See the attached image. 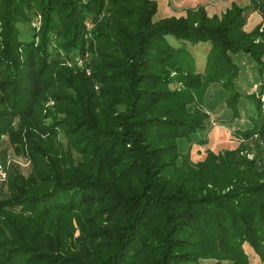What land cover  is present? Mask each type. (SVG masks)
I'll return each mask as SVG.
<instances>
[{
    "label": "trees",
    "instance_id": "trees-1",
    "mask_svg": "<svg viewBox=\"0 0 264 264\" xmlns=\"http://www.w3.org/2000/svg\"><path fill=\"white\" fill-rule=\"evenodd\" d=\"M155 11V0H0V147L4 136L30 164L23 175L11 163L0 184V264H248L243 243L263 259L264 169L238 148L192 165L177 140L205 141L216 88L229 123L250 110L231 136L264 144V0L219 16ZM252 11L261 20L246 31ZM200 42L198 72L185 44ZM79 54H91L88 75L61 65ZM245 57L247 93L235 86Z\"/></svg>",
    "mask_w": 264,
    "mask_h": 264
},
{
    "label": "rangeland",
    "instance_id": "rangeland-1",
    "mask_svg": "<svg viewBox=\"0 0 264 264\" xmlns=\"http://www.w3.org/2000/svg\"><path fill=\"white\" fill-rule=\"evenodd\" d=\"M155 2H156V0H155ZM169 5H170V7H172V9H174L170 3H169ZM198 5L203 7V5H201V4H198ZM156 7H157V5H156ZM186 8H193V7H186ZM186 8H183V10H182L184 12V15H185V9ZM205 14H206V12H205ZM34 15L36 17L34 18V20L31 18L32 22L30 25L33 27H36L38 25L36 20L39 18V15H37V14H34ZM213 15H216V14H213ZM173 17H175V16H173ZM162 18H164V17H162ZM175 18H177V17H175ZM153 21H156V20H153ZM91 26H92V23H90L88 20H86L85 21V28L90 29ZM18 27L20 30L19 36L23 39H28V36H29L32 29L30 27H27L26 25H22L20 23L18 24ZM261 27H262V25L259 26V30L261 29ZM167 40L170 43H172V40L174 42L177 41L172 36H167ZM241 55L245 56L243 54H241ZM85 56L86 57L84 58V54H79V56H78L79 60H78V58L76 59L77 62H73L71 60L63 59L61 62V65L66 66L68 68H71V69H73V71H75L76 68H81L85 71L86 75H88L89 74V64H90L91 54L90 55L85 54ZM199 56H197V59H199V61H200L201 55L199 54ZM245 58L246 59H244V60H239L242 62V64H241V68H242L241 75H244V68L248 67V60L250 59L249 57H248L249 59L247 57H245ZM203 61H204V58H203ZM173 86L174 85H172V84L170 85V87H173ZM94 88L96 89L97 87L94 86ZM45 104L48 106H52L53 100H51L50 98H47V100L44 102V105ZM192 108L193 107L191 105L187 106V109L189 111L192 110ZM218 110H219V107L217 109H215V111L206 112L207 117L204 119L205 127L203 129L199 130V133L201 134L202 140H205V141L203 143L198 144L199 147H195L196 146L195 144H189L187 141L178 139L177 144H178L179 152L185 154L187 160L192 165H195L197 163L202 162L205 159V157L207 155V151H210L214 154H217V153H220V152L225 151V150L230 151V150H235L238 148V153H239L238 155H242L246 159L253 162L252 166L254 167L255 170L264 169V144L261 140H258L255 138L247 139V140H237V139L235 140V138L232 137V138H229V140L227 141V140H224L223 138H221L219 136L217 137V136H214L212 134L214 125L222 126L224 123H226V124L229 123V121H228L229 119H227V120H223L221 118L216 119V117L218 116V115H216V112ZM217 121L222 122V124H218ZM232 139H234V140H232ZM2 140H3V142H2L1 147H0V169H2L6 173L7 168L12 163L16 166V168L19 170V172L21 174L26 175L30 169L29 160L25 156L15 155L12 148L10 147V145L6 141V137L3 136ZM59 140L62 143V145L65 146L64 139H61L59 137ZM230 140H232V141H230ZM235 157H236V154L234 155L233 160H235ZM2 159H4L3 163H2ZM4 183H5L4 178L0 179V184H4ZM245 246H246V243H243L242 248H244ZM248 255L254 256L250 253H248ZM248 255L246 254L248 264H249Z\"/></svg>",
    "mask_w": 264,
    "mask_h": 264
},
{
    "label": "crops",
    "instance_id": "crops-1",
    "mask_svg": "<svg viewBox=\"0 0 264 264\" xmlns=\"http://www.w3.org/2000/svg\"><path fill=\"white\" fill-rule=\"evenodd\" d=\"M169 3L171 4L172 7H170ZM232 3L236 4L237 6H245L249 3V0H156V12L152 16L153 20L160 19L162 17H168V16H183L184 12L182 11L183 8L186 7H194L198 4L203 5V8L208 16H211L213 14L219 15L221 12H223L226 8H228ZM169 5V6H168ZM261 20L259 14L255 11H252L246 18V21L243 25V29L246 31H249L254 25L259 23ZM167 38V37H166ZM172 45L177 46L179 45L178 41H173L172 40ZM187 50L190 52V54L193 57L194 60V67L195 71L201 72L204 61L203 58H205V54L209 49V43L208 42H200L196 43L194 45H190L188 43L185 44ZM198 53V54H197ZM201 55L200 61L197 59V56ZM200 57V56H199ZM263 59H264V54H263ZM254 66L253 65H248V67L244 68V75H241L242 68L239 71V75L237 77L235 86L237 89H239L242 92H251L256 90L257 86L255 85L256 83V74L254 72ZM214 91H217L219 98L217 99H210L211 101H214L212 103V107L210 108L209 111H215L219 107V111L216 112V119H223L227 120L229 118V113L226 111L225 113L222 114L223 110V105H222V99H223V92H218V90L215 88ZM210 94L212 95L213 92L210 90ZM215 108V109H214ZM249 108L245 104L240 106V114H239V119L236 122L233 123H224L222 126L219 125H214L212 134L214 136H219L223 138L224 140H229V138H232L230 135V131L235 128L236 126H243L246 124L248 121L246 119V115L249 112ZM234 140V139H232ZM230 140V141H232ZM236 140V139H235ZM195 147H199L198 144H195ZM246 247V248H245ZM243 248L244 252L248 255V253L254 255V256H249V264H264V256L263 259L260 260L258 256L253 252V250L246 244Z\"/></svg>",
    "mask_w": 264,
    "mask_h": 264
},
{
    "label": "built area",
    "instance_id": "built-area-1",
    "mask_svg": "<svg viewBox=\"0 0 264 264\" xmlns=\"http://www.w3.org/2000/svg\"><path fill=\"white\" fill-rule=\"evenodd\" d=\"M4 178V171L2 169H0V179Z\"/></svg>",
    "mask_w": 264,
    "mask_h": 264
}]
</instances>
